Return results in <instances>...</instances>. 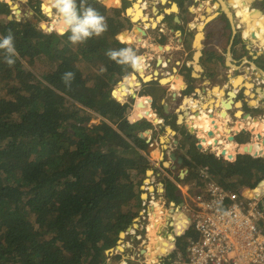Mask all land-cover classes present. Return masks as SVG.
Returning a JSON list of instances; mask_svg holds the SVG:
<instances>
[{"label":"trees","instance_id":"obj_1","mask_svg":"<svg viewBox=\"0 0 264 264\" xmlns=\"http://www.w3.org/2000/svg\"><path fill=\"white\" fill-rule=\"evenodd\" d=\"M92 7L105 16L108 30L73 45L67 34L41 29L48 19L39 6H33L38 24L9 21L11 8L0 0V37L10 29L19 53L9 66L0 50V264H106L104 253L143 222L148 171L162 176L170 170L164 163L154 167L149 138L126 136L120 102L95 82H121L125 68L106 52L129 48L119 38L130 27L122 25V8L97 1ZM67 71L75 74L71 88L61 79ZM155 84L146 86L163 113L168 88L160 87L158 99L150 89ZM91 119L99 124L84 134L83 123ZM183 137L177 158L188 172L185 186L193 181L199 190L216 182L236 192L257 178L264 188V158L241 155L228 162L198 150L187 133ZM165 185L177 190L169 180ZM164 195L172 201L176 194Z\"/></svg>","mask_w":264,"mask_h":264},{"label":"rangeland","instance_id":"obj_2","mask_svg":"<svg viewBox=\"0 0 264 264\" xmlns=\"http://www.w3.org/2000/svg\"><path fill=\"white\" fill-rule=\"evenodd\" d=\"M95 0H88V5L93 6ZM13 2L18 3V0H13ZM78 2V1H77ZM97 2H101L102 4H104L105 6H107L108 8H122L123 11L125 13V15H123V22L122 25H124L125 27H130V29H128L126 31V37H131L133 39H135V42L133 44H128V43H124L121 38L125 37V35H122L119 40L123 43L126 44L128 47L132 48L136 54L138 56H147V62H146V67H145V73L147 74V76H153L152 73H154V71H168L170 70L169 66L163 67L162 65L158 64L159 59L162 56H167L172 54L174 51L176 50V47L178 46V44L173 41L171 39L172 33L170 32V30H173L175 28V25L173 27H170L167 25H165V23H167L166 21H163L164 25L162 24L161 26L163 27H167L168 29L164 30L163 27H158L157 30H154L153 32L149 31V29H146L144 27V25H142V23H139L140 28L143 29V31H146L147 36L146 37H140V34L138 32H136V27L139 28L138 23L137 24H133L130 21V17H127L126 15V11L129 9H132L134 4L137 2L135 0H131L129 4H125L123 5L122 0H118V3L115 2H107V1H97ZM223 2L226 4V0H223ZM36 4V5H34ZM41 3H26L23 4L22 2H20V9L22 10V15H20V18H18L19 20L22 19H26V20H30L33 19L30 17V12H33V6L35 7H40L43 14L47 17L48 21H43L42 23H44L45 25H48L49 28L52 29L53 32H56V27H57V18H56V14H55V10L53 11L54 14V18H50L46 12L43 11L41 5ZM78 4L80 5V3L78 2ZM78 5V7H79ZM227 5V4H226ZM234 8V7H232ZM235 8H238L235 6ZM249 9V8H248ZM238 10V9H237ZM150 11H151V6L148 3V1H145L143 3V12L150 16ZM35 14V13H34ZM17 16V15H16ZM130 16V15H129ZM238 16V15H237ZM168 20H171L170 18H168ZM187 20V24L191 25L192 23V19H186ZM128 22L130 24L127 25ZM54 26V27H53ZM165 27V28H166ZM164 30V31H163ZM167 33L168 31V36H170L169 38V43L172 46L173 50L172 52H168V53H164L161 56L158 54V52L151 50L148 47H144L142 46V44L138 41L139 39H143V41H148V44H152V37L155 36L157 33ZM170 32V34H169ZM177 32V31H176ZM249 33V32H248ZM186 39L191 40L192 35L188 34L185 36ZM172 43V44H171ZM226 45H228V43H225ZM238 45V43H237ZM180 48V46H178ZM239 48H241L240 46H238ZM182 48V47H181ZM183 49V48H182ZM156 60L155 64L154 61ZM204 61V60H203ZM150 62V66L151 68L147 67L148 63ZM167 63V62H166ZM168 64V63H167ZM123 67L125 68V75H123L121 82L118 84L117 87H119V85L121 83H123L125 81V79H127L128 77H130V73L127 72V68L126 65H123ZM164 68V69H163ZM169 75H171V72L168 73ZM180 75L182 76V80L184 81V83L186 84V90L185 92H183L182 94H190L192 95L194 93V89H195V85L190 86L189 84L191 83V79L189 77V73L186 70V68H183V70L180 72ZM134 76L137 77V79L140 78V75L137 71L134 72ZM142 80V79H141ZM96 83L98 84H105L106 87L108 88L109 92H111V94L114 97V91L117 87H114L108 83H106L104 80H102L101 78H97L95 80ZM151 82H155V80H151L148 83ZM157 82V81H156ZM160 82V81H159ZM158 82V83H159ZM148 83H143V87L145 89H147V84ZM172 85V84H171ZM170 85H166V86H161V84H155L153 85L150 89L153 93V95L156 96V98L158 99H162L164 93L162 92L163 90L160 87H165L168 88V93L167 96H165V98L163 99V101H166L165 106L166 108H169L168 111H166L168 113L165 114L164 112H160L159 114V123L155 122V126H154V130L152 131V133L150 135H146L145 132L141 131V132H128L127 127H126V136L132 135V134H144L146 135V138H149L150 141H152L151 146H154L155 148L151 149L150 147V160L152 161V163L155 165L154 167L156 169H160L161 168V163L162 161L166 162V163H170L171 160V154H175V156H177L179 153V150L181 148V145H179V141L184 139V135L187 133L188 136H190V140H191V144H193V140L191 138V132L190 130H188L183 124L185 123L186 120H184V123H182L179 126H176L174 124V120H179L180 119V113L179 111H176L177 109H179V107H183V101L182 99H178L177 96H174L173 93L170 91L171 87H169ZM132 89L134 91H138L137 87L134 86V88L132 87ZM148 90V89H147ZM174 97V98H173ZM115 98V97H114ZM177 98L178 101L175 102L174 104L172 99ZM116 99V98H115ZM163 101L161 102V106L163 105ZM131 103L136 102L134 99L130 100ZM170 104V105H169ZM172 104V105H171ZM182 104V105H181ZM173 107V111L171 112L170 107ZM252 108H254L253 106H250ZM122 111V109H121ZM231 113L233 112L232 110H229L228 112ZM246 111V110H245ZM227 112V114H228ZM93 113V112H92ZM122 113L124 114V112L122 111ZM214 112H211V114H213ZM170 114V115H169ZM180 114V115H179ZM230 115V114H228ZM213 117H215V113L213 114ZM102 118L100 117V120ZM157 119V120H158ZM100 120H87L83 123V130H84V134H86V130L90 129V127L92 125H96L99 124ZM226 121H228V123L226 124V128L223 130V133H227V129H232V131H238L239 130H246L248 133L246 134H240L239 136H236L235 133L234 135L235 137V143L238 144L240 147L244 146L250 142H252V140L256 139L255 135L258 133H261L264 136V129L263 130H252L253 127H255L256 123H258L261 126V123L264 122V116L260 117V118H256V119H252L251 117L248 119H244L242 120V118H235L233 117L231 121H229L228 116ZM124 122V120H123ZM238 124H240V126H238ZM229 125V126H228ZM237 126V128H236ZM235 127V128H234ZM167 129H175V133H171V134H167ZM168 135V136H167ZM167 136V138H165ZM224 140V139H223ZM169 143L173 144L174 147L172 149H167V145H169ZM226 145H228L229 143L226 141V139L222 142ZM263 147V146H262ZM264 148V147H263ZM205 150L202 151L203 153H208L211 154L209 148H204ZM234 150L236 152V156L235 158H237L239 155H245L242 152H240V149L235 148ZM189 151V150H188ZM220 151V150H219ZM216 154H218L217 152H214ZM214 156L217 157V155L214 154ZM253 158H264V156H254V155H249ZM240 157V156H239ZM177 158V157H176ZM224 160L228 161V162H234L235 158L233 160H228L226 157H223ZM178 159V158H177ZM185 165L187 164L188 167L191 165V161L190 158L187 156L186 160H185ZM182 161H176L175 164H171L172 169L167 170L168 171V175L173 178L174 180H176L180 186L182 188H187L189 192H192L193 190H196V183L191 181L188 185L185 183L179 181L177 179V175H184L186 173V171H182L184 169H182ZM170 166V167H171ZM262 169L264 170V166H262ZM160 173H155L154 171H148L147 173V178L144 181V193H143V200H146L148 203L152 201V204L149 206L151 209V213L150 215H147V225L144 227V225L146 224V222L143 221L136 224L137 225V229H139V231L137 232L136 235H132L130 232V236L131 238L128 237L129 233H123L121 236V241L118 243L117 248L112 249L110 251H107L106 253H104L103 257L106 259V264H178L177 262H188V255L185 252V248L186 245L183 242H177L176 246L178 247V254L174 255V253H170V251L168 250L171 246L173 247L175 244H173V239L172 237H170V229L173 227V223H175V221L173 220L174 217V210L175 208H170L172 206L169 205L170 202V197H166L164 194L166 190V187H168L167 185H165V183L167 182V180H169L171 183H173L172 180H170L167 176L163 175L160 176ZM227 176V175H226ZM146 183V185H145ZM253 183L255 185V188L252 189V192L254 193L253 196L254 198H259V197H264V188L261 187L260 182L257 178H253V180L249 183L251 184ZM149 184L148 187H152L150 192H147V190L149 189L147 187V185ZM247 184L244 188H240L237 191H240L241 193H244L245 188L249 185ZM264 186V185H263ZM155 187H157V192H154ZM146 197V198H144ZM162 200L165 201L164 203H162ZM161 207L162 209V216L163 218L160 219V217L162 216H155L157 218H154V215H156V213L154 212L155 207ZM188 216L192 217L191 214H188ZM160 219L161 222V227L158 228L156 231H154L153 228V224L154 222L158 221ZM162 220V221H161ZM165 220V221H164ZM150 228V232L147 233L145 230L146 228ZM262 230L264 232V224H261ZM153 228V229H152ZM144 232L143 233V230ZM152 229V230H151ZM189 230H193L194 228L193 226H189L188 227ZM172 251V250H171ZM149 253H153V257L149 256ZM180 254V256H179ZM125 261V263L122 262Z\"/></svg>","mask_w":264,"mask_h":264},{"label":"bare ground","instance_id":"obj_3","mask_svg":"<svg viewBox=\"0 0 264 264\" xmlns=\"http://www.w3.org/2000/svg\"><path fill=\"white\" fill-rule=\"evenodd\" d=\"M7 3L9 2H13V0H4ZM23 4L26 3H38L40 2L41 7L43 9L44 12L47 13V15L50 18H54V14L53 11L54 9H51L50 7H48V5L46 4L45 0H20ZM80 3V0H77ZM99 1H107L109 3L111 2H118V0H99ZM137 1L133 8L130 9L128 11V14L130 15V21L133 24H137L140 27L139 23H142V25H144L145 28H151L152 30H157V28L159 27L160 23H163V17L159 15V12H157V10L155 9V15L156 18L154 19L153 17H149L148 15H146L143 12V0H135ZM163 4H166L167 0H161ZM199 1V0H196ZM220 4L216 5V10L220 7V5H223L224 9L222 12L218 11L216 12L208 9L207 10V16L203 17V25L202 26H198V30L199 35L196 36L195 41L193 43L194 48L197 50L196 55H194V61H195V69L198 73L202 72L201 67H199L198 63L200 61L201 58V50H202V41L204 39L203 35H202V31L204 30V24H208L211 21H213L214 19H216L220 13H223L224 11H229L232 7H238L239 5V1L240 0H236V1H231L230 5L227 4V7L225 6V3L223 2V0H218ZM248 1H253L254 0H248ZM262 1V0H261ZM15 3V2H13ZM20 5V2L17 3ZM86 4L88 5V0H86ZM236 4V5H235ZM9 5V4H8ZM194 5H197V3H194ZM193 6L191 7V11L194 12V8ZM16 9H20L19 7H17ZM15 9V10H16ZM200 9V8H199ZM245 10L243 9H239V10H243L242 11H238L237 15L240 16L242 19L247 17V14L249 15V29H255L258 28V23L257 22H264V18H262V12L261 11H257L255 14H250V10L248 9V6L245 5ZM197 9L195 8V11ZM12 11V10H11ZM178 12V8L176 5H174L170 10L167 11V13H177ZM215 13V14H214ZM32 14V13H31ZM17 15V16H16ZM20 12L18 11H12V17L13 18H20ZM35 18V15L34 17ZM232 18V17H231ZM19 20V19H18ZM179 20V19H177ZM246 20V19H245ZM21 21V20H19ZM233 22V28L235 30H237V28L239 27V24L235 23L234 20L232 19ZM248 22V21H247ZM54 27V26H53ZM195 26L193 25H188L186 22L181 21L180 22V28L182 29V31H189L191 29H194ZM138 28V27H136ZM143 30V29H142ZM140 31L138 32L140 34V37H144V35L142 34L143 32L146 31ZM145 34V33H144ZM147 34V33H146ZM180 33H176L174 32L172 34V39L173 40H177L180 37ZM243 36L245 38L248 37V32L244 31L243 32ZM254 38L258 39L260 38V35L258 33L254 34ZM121 40L124 43H128V44H133L135 42V39L131 38V37H122ZM142 46L144 47H148L153 51L158 52V54L161 56L164 53H168L169 49H170V43L168 40L167 35L163 34V33H157L155 36L152 37V44H148V41H143V39H139L138 40ZM142 57V67L139 70H134L131 67L126 65L127 68V72H129L131 75L130 77H128L127 79H125V81L123 83H121L119 85V87H117L115 89L114 96L119 100L121 106H122V111L124 112V121L126 123V127L128 132H145L146 135H150L152 133V131L154 130V126H155V122L159 123L158 119L159 117V110H158V106L156 105V103L154 102V100L150 97V95L148 94V92L146 91V89L143 87V83H148L151 80H155V81H160L164 86H166L167 84H169V87H172L171 90L173 91V95L174 96H178V94L182 93V89L183 85L179 82V79H174V78H169L166 75L165 71H154V73H152L153 76H147V74L145 73V67H146V60H147V56H140ZM229 61L231 62V59H229ZM163 64V63H162ZM161 64V65H162ZM231 65V63H229ZM232 66V65H231ZM232 68H235L234 66H232ZM137 71L140 75V78L137 79V77L134 76V72ZM142 79V80H141ZM231 82V81H230ZM172 84V85H171ZM233 85H229V86H225V85H210V86H205V88L203 89V91H198L195 94V97L192 99L187 98L185 105L182 107L183 109H180V112L182 113L180 116L179 120H174V124L176 126H179L182 124V122L184 121V119L186 120V126H188V128H190V132H191V136H192V140H193V145H198L200 143V145H202V148H208L212 150V152H217L220 153L223 149L226 150V158L228 160H233L236 156V152L234 150V147L231 146L230 144L227 145V147H225V144L222 143L221 141L219 142V144L217 145L216 143H214L213 141V137L208 135V132H213L214 131V126H217L218 129L221 128V124L218 123V121L212 116L209 115L210 111H215L216 109H219L218 112L221 114V118L226 120L227 119V112L229 110H233L234 107L236 108H241L242 107V103H237L235 104V101L237 98H239V95L237 93L239 92H243L246 93L247 96L251 97L252 101L250 103V106L256 107L259 103H264V95L261 92V90H257V92H253L251 91V89L253 88V85L247 81L245 83V78L244 77H238L233 79L232 82ZM134 86L137 87L138 91H134L132 89V87L134 88ZM257 93H259L260 96L257 95ZM190 96V94H189ZM134 99L136 102L131 103L130 100ZM215 109V110H214ZM169 108H166V111H168ZM192 111V114L190 113ZM237 118H242V112H238L237 113ZM158 119V120H157ZM213 125V127H212ZM238 126H240V124H238ZM194 128H198L199 130L196 131V129ZM237 128V126H236ZM202 129V130H200ZM263 126H260L258 123H256L255 127L252 128V130H263ZM207 132L206 133H204ZM220 131L222 132V129H220ZM167 134L168 133H175V129H167ZM215 132V131H214ZM168 136V135H167ZM167 136L165 138H167ZM167 149H172L174 147L173 144L169 143V145L166 146ZM220 150V151H219ZM240 152L242 153H250L251 155H254L256 157L260 156L261 154L264 155V148L262 147V145L259 143V141L253 142L250 145H244L240 148ZM170 167V166H169ZM255 188V185L253 183L249 184L244 191V194L246 197L251 198L252 197V189ZM182 190H185L187 188H182ZM166 190L171 193L172 195L175 193L174 189L172 187H166ZM146 198V197H144ZM185 197H180L177 199L178 204H182L184 201ZM154 212L156 213V215H154V218H157L158 216H162V209L160 207H155ZM157 216V217H155ZM182 215L179 214L177 215V218H181ZM162 217H160V219H162ZM162 221V220H161ZM165 221V220H164ZM158 221L154 222L153 224V228L154 231H156L158 229ZM170 251V253H173L175 251V245L172 248L168 249ZM172 250V251H171ZM150 257H153V253H149ZM123 263H125V261L122 260ZM178 264H185L187 262H177Z\"/></svg>","mask_w":264,"mask_h":264},{"label":"crops","instance_id":"obj_4","mask_svg":"<svg viewBox=\"0 0 264 264\" xmlns=\"http://www.w3.org/2000/svg\"><path fill=\"white\" fill-rule=\"evenodd\" d=\"M130 1L126 0L125 4L132 3ZM145 1H148V3L151 6L149 17H153L154 19L156 18V15L154 12V10L156 9L157 10L156 13L159 12V15L163 17V21L167 20V23H165L167 27L168 26L173 27L175 25V28L173 30H170L172 34L176 32L178 29L176 18L179 19L180 22L181 21L187 22L186 19H188L187 18L188 13L190 15V18L192 19L191 25L195 26L194 29L189 30L190 31L189 34L192 35V38L191 40H188V45H185V48L182 49L181 47L179 48L177 46L176 47L177 51H174L172 54L167 55L165 57L162 56L158 61L159 65H161L162 63H166V62L168 63L170 70L168 71L167 69V72L168 73L171 72V75L168 74V76L169 78H174L176 80L179 79V82L183 85V88H184L182 89V93L185 92L187 86L182 80V76L180 75V72L183 70V68H186V70L188 71L189 77L191 79V83L189 85L190 86L195 85L194 86L195 89H194V93L190 96L187 93L185 95L181 93L182 98H178V99H182L183 106L185 105L187 98H190L193 100L196 92L201 91V90L203 91L206 85L215 86V85L222 84L225 86H229V85H233L232 84L233 79L238 78V77H244L245 83L249 81L253 85V88L251 89L252 93L253 92L256 93L257 90H261V92L264 95V22H257L258 28H256V30L255 29L253 30L252 28L251 29L248 28L249 23H250L248 14H247V17L243 19L242 18L237 19L235 17V19L233 20L235 23L239 24V27L237 28V30H235L233 28V22L232 20H230L231 28L229 29L228 32H225L223 31V27H224L223 13L225 12L224 11L223 13H220V15L217 17L218 20L216 21V24L214 25L216 26V29L213 30L214 32L211 33V36L209 39H207V36H208L207 32L208 30H210L211 26L209 25L212 21L206 25L204 24V30L202 31V35L204 39L201 43L202 45L201 58L198 63L199 67H201L202 69V72L198 73L195 69V61H194V55H196L197 50L194 48L193 43L195 41L196 36L199 35L200 31L198 30V26L203 25V22H202L203 17L207 16L205 15L207 14V10L211 9L215 11L216 5L220 4L219 1L218 0H204V3L199 4V5H198V2H196L197 5L193 6L194 12L191 11L192 6L190 5L192 4L188 2L189 0H183L182 2L184 3H182V5L180 6H179L178 0H167L166 4H163L161 0H143V3ZM214 1H217V3L213 4ZM254 1L257 4L256 6L255 5L250 6L248 4V6L250 7L249 9L250 14L253 15L257 11H261L263 14L262 18H264V0L262 1L254 0ZM243 2L244 0L239 1L240 6L243 5L242 4ZM115 3H118V2H115ZM122 3L123 5H125L124 0H122ZM174 5L177 6L178 12L176 14L167 13V11L170 10ZM211 6H213V8ZM195 8L197 9L196 11H195ZM223 9H224L223 5H220V7L216 10V12L218 11V14H219V12H222ZM128 11L129 9L126 11V15L127 17H130L128 14ZM123 15H125V13L122 14V16ZM181 15H183V17ZM168 18H170L171 20H168ZM163 23H160L159 27H163L161 26ZM165 27H163L164 30L168 29L167 27L166 28ZM240 27H241V30H239ZM148 29L150 32L154 31L151 28H148ZM179 29H181L180 24H179ZM244 31L249 32L247 38L243 36ZM176 33L181 34V32H176ZM255 33H258L260 35V38L255 39L254 38ZM163 34L167 35L168 40H169L170 36H168V31L167 33L166 31L165 33L163 32ZM203 43L205 44L203 45ZM225 43H228V45H226ZM238 46H240L241 48H239ZM229 59H231V62L229 61ZM155 62L156 60L154 61V64ZM229 63H231V65L234 66L235 68H232V66ZM157 82L155 81V83ZM146 91L148 92L147 89ZM148 94L150 95L149 92ZM237 94L239 95V98L236 99L235 104L242 103V107L241 108L234 107V109L232 110L233 111L232 113L231 111L228 112V114H230V115L227 114L229 121H231L233 117L237 118V113L240 111L242 112V120H243L245 113H246L245 106L248 108V111H247L248 114H246L248 116V119L250 117L253 119H256V118H260L264 116V103L261 102L256 107L252 108L250 107V103L252 101L251 97L247 96L246 93H243L242 91ZM257 95L260 96L259 93H257ZM178 99L177 98L172 99L173 101L172 104L177 102ZM165 103L166 101H163V110H164L163 112L166 114L167 112H166ZM172 108L173 107L171 106L170 107L171 112L173 111ZM180 109H183V108L180 106L179 109H177L176 111H179V113L182 114L180 112ZM158 110L160 113L159 106H158ZM218 110L219 109H216L214 112L215 117H216L215 119L218 121V123L221 124V128L219 129H222L223 131L226 128V124L228 123V121L221 118V114L218 112ZM190 113L192 114V111ZM246 118L247 117H245V119ZM183 125L187 129L190 130V128L186 126V121ZM261 126H263L264 128V122L261 123Z\"/></svg>","mask_w":264,"mask_h":264},{"label":"built area","instance_id":"obj_5","mask_svg":"<svg viewBox=\"0 0 264 264\" xmlns=\"http://www.w3.org/2000/svg\"><path fill=\"white\" fill-rule=\"evenodd\" d=\"M162 66L168 64L163 63ZM147 67L151 68L150 62ZM177 98H182V94H178ZM183 193L186 199L182 207L184 215L175 228L176 236L173 238L186 243L188 262L185 264H264V232L261 227L264 224L263 196L254 198L252 192L249 198L240 191H226L216 182H208L195 192L183 190ZM151 204L152 201H143L140 218L146 222L144 227L147 215L151 213ZM157 224L160 228V219ZM189 226H193V232H188ZM138 231L137 225L130 229L132 235ZM142 231L145 233L144 229ZM145 231L149 233L150 228ZM177 249L175 247L176 254Z\"/></svg>","mask_w":264,"mask_h":264},{"label":"clouds","instance_id":"obj_6","mask_svg":"<svg viewBox=\"0 0 264 264\" xmlns=\"http://www.w3.org/2000/svg\"><path fill=\"white\" fill-rule=\"evenodd\" d=\"M45 2L48 5V7L55 10V14L57 18V27H56L57 35L64 36L67 34L69 41L73 45L83 44L94 36L100 37L108 30V23H107L105 16L99 14V12L91 5H87L86 0H80L79 7H78L77 0H45ZM14 40H15L14 34L12 33L10 29L8 30L7 35L0 37V50H2L5 53V62L9 66L14 65L16 62L15 58L19 57V53L15 47ZM106 55L111 60L115 61L117 64L127 65L134 70H139L143 64L142 57L138 56L136 52L130 47L122 48L119 50L110 49L106 52ZM74 78H75V74L71 71H67L63 73L61 77L63 83L68 88H71V84ZM241 147L236 146L235 148L240 149ZM214 154L216 155V153ZM239 156L237 157L238 159H239ZM179 159H177L176 161H179ZM162 163L165 164L166 162L162 161ZM170 163L175 164V162H172V161ZM171 168H174V167L171 166L166 169H171ZM182 171H186V173L184 175H177V178L180 181H183L188 174L187 169H184ZM165 176H167L169 179L171 178L169 175L165 174ZM202 176L203 178H206L207 173L203 172ZM170 180L173 181L172 184L177 188V190L174 193V195L176 194L175 197L173 198L172 201L169 202V205L171 204L170 206H172L170 208H175V210L173 211L175 214L173 217V220L175 218L174 220L175 223L172 222L173 227L170 229V233H172V231H175V228L178 225V222L180 221V219L177 218V215L179 214L184 215L182 211V207L186 199H184L182 205H179V206L177 205L178 204L177 199L180 197H184V193H183V190L181 189L180 184L176 180H174L173 178H171ZM148 186L149 184L147 185V187ZM148 188L149 189L147 190V192H150L152 187H148ZM143 189L144 187H142V190ZM185 190H188V189H185ZM195 191H192V192H195ZM154 192H157V187H155ZM164 193H166V191ZM142 199H143V196H142ZM162 202H165V201L162 200ZM175 247H176V244H175Z\"/></svg>","mask_w":264,"mask_h":264},{"label":"water","instance_id":"obj_7","mask_svg":"<svg viewBox=\"0 0 264 264\" xmlns=\"http://www.w3.org/2000/svg\"><path fill=\"white\" fill-rule=\"evenodd\" d=\"M95 1H99V0H95ZM128 1H130V0H128ZM231 1H236V0H227V4H229L230 5V2ZM19 2H21L20 0H18V3ZM188 2H190V4H192V5H190V6H193V4L194 3H196V2H198V1H196V0H189ZM9 4V6H10V8H11V10L14 12V11H18V12H20V14H22V10L21 9H16L17 7H19V8H21L20 7V5L19 4H17V3H13V2H9L8 3ZM243 5H241L240 6V3H239V5H238V8H231L228 12L227 11H225V13L227 14V16L230 18V20H232V19H235V17H233V12H235V10H239V9H243V10H245L244 8H245V5H247L248 6V4L250 5V6H253V5H257L256 4V2L254 1H248V0H244V2L242 3ZM236 5V4H235ZM225 6L227 7V5L225 4ZM224 8V7H223ZM248 8L250 9V7L248 6ZM16 9V10H15ZM32 13V14H31ZM34 13L33 12H30V17L31 18H33L34 17ZM188 15V19L190 18V15H189V13L187 14ZM232 17V18H231ZM9 21H12L13 20V17L12 16H10L9 17V19H8ZM31 21H32V23L33 24H38V21L35 19V18H33V19H31ZM176 23L179 25L180 24V20H177V18H176ZM40 27H41V29L43 30V31H46V32H49V33H51V32H53L52 31V29L51 28H49L48 27V25H45L44 23H41L40 24ZM142 29L139 27V28H136V32H140ZM143 31V30H142ZM145 33V34H144ZM141 34V33H140ZM143 35H144V37H146L147 36V34H146V32H143L142 33ZM169 51H171V47H170V49H169ZM168 51V52H169ZM115 97V96H114ZM116 98V97H115ZM117 99V98H116ZM118 100V99H117ZM119 101V100H118ZM121 109H122V106H121ZM211 112H215V111H210V113H209V115H212L213 116V114H211ZM247 118H248V116H246ZM124 123V125L126 126V123H125V121L123 122ZM182 123H184V121L182 122ZM229 126V125H228ZM215 128V129H214ZM214 131L213 132H208V135L211 137H213V141H214V143H216L217 145L219 144V142L221 141V142H223L225 139H227V142L231 145V146H233V147H236V146H239L238 144H236L235 143V135H238L239 134V132L238 131H236V133H235V135H234V132L232 131V129H227L228 131H227V133H223V131L221 132L220 131V129H218V127L217 126H214ZM194 129H196V128H194ZM199 129L197 128L196 129V131H198ZM200 130H202V129H200ZM207 132H205L204 131V133H206L207 134ZM242 133L243 134H246L247 133V131L246 130H242ZM168 134H171V133H168ZM140 137L141 138H146V135H144V134H141L140 135ZM191 138H192V136H191ZM255 138L256 139H254V140H252V142H250V143H248L247 145H250L251 143H253V142H256V141H259V143L264 147V136L261 134V133H258V134H256L255 135ZM224 139V140H223ZM151 147V149H153V148H155L154 146H150ZM197 148H198V150H200V151H204L205 149L204 148H202V145H200V143L197 145ZM209 148V147H208ZM210 150V152H211V154H214V152H212V150L211 149H209ZM151 150H150V148H149V151L148 152H150ZM245 155H251L250 153H244ZM217 155V157H221V158H223V157H225L226 156V150L225 149H223L220 153H218V154H216ZM260 156H264V155H260ZM171 160H172V162H176V160H177V158H176V156H175V154H172L171 155ZM235 160V162L238 160V158H235L234 159ZM179 161H181V159H179ZM169 166H171V163H165L164 164V167L165 168H169ZM182 205V204H181ZM171 235H172V237H175L176 236V233H175V231H172V233H171Z\"/></svg>","mask_w":264,"mask_h":264},{"label":"flooded vegetation","instance_id":"obj_8","mask_svg":"<svg viewBox=\"0 0 264 264\" xmlns=\"http://www.w3.org/2000/svg\"><path fill=\"white\" fill-rule=\"evenodd\" d=\"M183 0H178V2H179V6L180 5H182V3H184V2H182ZM204 3V0H199L198 1V5L199 4H203ZM214 3H217V1H214L213 2V4ZM226 3H227V0H226ZM212 8H213V6H211ZM222 10V9H221ZM238 11H242L243 12V10H235V12H233V17H236L237 19H240L239 18V16H237V12ZM204 12H205V10H204ZM215 14V13H214ZM205 15H207V14H205ZM182 17H183V15H181ZM218 20V18H216V19H214L211 23H210V25L209 26H211L210 27V30H208V32H207V34H208V36H207V39H209L210 38V36H211V33L212 32H214L213 30L214 29H216V26H214L215 24H216V21ZM223 21H224V27H223V31H225V32H228L229 31V29L231 28V22H230V19H229V17L227 16V14L224 12L223 13ZM208 26V27H209ZM177 32H181V35H180V37L177 39V40H175V42L178 44V46H180V47H182V48H185V45H188V39H186L185 38V36L186 35H188L189 33H190V31H187V32H185V31H181L182 29H179V25H177ZM239 30H241V27L239 28ZM205 43H203V45H204ZM171 47V51H169V52H172V50H173V48H172V46H170ZM245 110H246V113H245V116H244V118H243V120L245 119V117L247 116L246 114H248L247 113V111H248V108L245 106ZM253 119V118H252ZM244 130V129H243ZM249 132V131H248ZM247 132V133H248ZM234 133H236V131L234 130ZM240 134H243L242 133V131L241 130H239V134L238 135H236V136H239ZM226 141H227V139H226Z\"/></svg>","mask_w":264,"mask_h":264}]
</instances>
